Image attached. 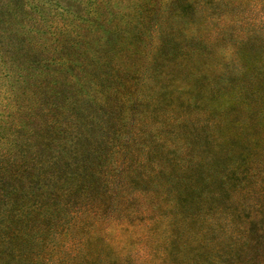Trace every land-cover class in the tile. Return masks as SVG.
<instances>
[{"label": "rangeland", "instance_id": "rangeland-1", "mask_svg": "<svg viewBox=\"0 0 264 264\" xmlns=\"http://www.w3.org/2000/svg\"><path fill=\"white\" fill-rule=\"evenodd\" d=\"M0 264H264V0H0Z\"/></svg>", "mask_w": 264, "mask_h": 264}, {"label": "trees", "instance_id": "trees-1", "mask_svg": "<svg viewBox=\"0 0 264 264\" xmlns=\"http://www.w3.org/2000/svg\"><path fill=\"white\" fill-rule=\"evenodd\" d=\"M120 88V84L117 83V84H114L111 88H109V92L110 93H113V94H116ZM92 95L95 96L96 98L99 97L98 96V92H92ZM128 99V97H127ZM217 137V138H216ZM215 138L217 139V141H220V145L223 147L225 144V140L223 138L220 137V134L218 132L215 133ZM239 177V176H237Z\"/></svg>", "mask_w": 264, "mask_h": 264}]
</instances>
